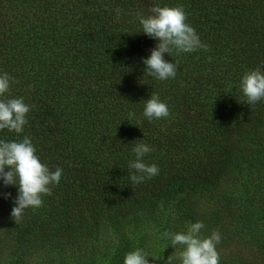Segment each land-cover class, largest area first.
<instances>
[{
  "label": "trees",
  "instance_id": "obj_1",
  "mask_svg": "<svg viewBox=\"0 0 264 264\" xmlns=\"http://www.w3.org/2000/svg\"><path fill=\"white\" fill-rule=\"evenodd\" d=\"M156 5L183 7L208 45L165 53L177 64L165 81L143 64L158 41L138 17ZM256 68L264 72V0H0V75L10 77L0 99L33 106L24 131L0 140L27 136L42 163L62 169L43 206L17 224L18 186L0 180V264L51 249L59 264H124L136 249L150 264H181L182 247L162 234L196 222L201 238L220 233L219 264L264 258V100L240 102L239 87ZM152 93L168 118L143 116ZM140 142L160 172L136 185L129 163Z\"/></svg>",
  "mask_w": 264,
  "mask_h": 264
},
{
  "label": "clouds",
  "instance_id": "obj_2",
  "mask_svg": "<svg viewBox=\"0 0 264 264\" xmlns=\"http://www.w3.org/2000/svg\"><path fill=\"white\" fill-rule=\"evenodd\" d=\"M151 15H139L142 33L158 41L151 50V55L143 59L145 73L157 80L175 79L177 64L165 59V53L173 56L174 52L193 53L200 49L208 50V45L202 43L195 28L188 24L187 14L183 7L153 6ZM117 17L121 14L116 9ZM246 100L240 101L254 106L264 100V72L260 68L246 72L239 84ZM10 88V77L7 73L0 75V97ZM33 106L24 102L23 98L0 99V131L7 129L20 134L28 123L27 114ZM143 116L147 120H160L170 116L168 105L152 93L145 101ZM135 119V113L128 114V121ZM154 149L146 143L135 145L133 151L136 159L129 163L131 172L129 179L132 184H140L146 179L157 176L160 172L156 164L144 162V157ZM6 168L9 169L6 171ZM62 169L51 171L36 155V148L31 139L25 136L20 141L0 140V180L5 187L18 186V194L14 201L11 218L15 223L22 220L25 209L43 206V195L52 194V186L58 185ZM5 198L11 193H4ZM205 227L203 222L191 223L186 232H165L162 238H168L170 245L181 246L179 260L181 264H219L220 255L216 245L221 242V235L213 231L209 237L201 238L200 232ZM148 255L141 249L126 254L124 264H150ZM166 264H171L170 259Z\"/></svg>",
  "mask_w": 264,
  "mask_h": 264
},
{
  "label": "rangeland",
  "instance_id": "obj_3",
  "mask_svg": "<svg viewBox=\"0 0 264 264\" xmlns=\"http://www.w3.org/2000/svg\"><path fill=\"white\" fill-rule=\"evenodd\" d=\"M85 237L86 236H82L80 240L82 241L85 240L86 239ZM106 237L109 238V232H107ZM67 245H69V242H65L63 247ZM242 253L245 254L246 252H242ZM10 257L11 256H6L4 261H7L8 259H10ZM59 260H60L59 252L55 249H51L46 252H41L34 256H31L29 259V264H59ZM252 262L253 264H264V258L258 255L257 252H253ZM241 264H247V263L241 262Z\"/></svg>",
  "mask_w": 264,
  "mask_h": 264
}]
</instances>
